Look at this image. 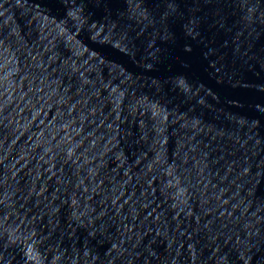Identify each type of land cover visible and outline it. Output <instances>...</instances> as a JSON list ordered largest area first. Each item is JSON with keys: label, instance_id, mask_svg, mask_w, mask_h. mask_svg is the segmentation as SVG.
<instances>
[{"label": "water", "instance_id": "1", "mask_svg": "<svg viewBox=\"0 0 264 264\" xmlns=\"http://www.w3.org/2000/svg\"><path fill=\"white\" fill-rule=\"evenodd\" d=\"M0 264H264V0H0Z\"/></svg>", "mask_w": 264, "mask_h": 264}]
</instances>
